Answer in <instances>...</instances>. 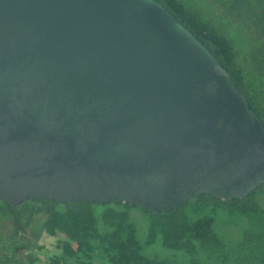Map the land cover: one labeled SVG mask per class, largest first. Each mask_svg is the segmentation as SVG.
Masks as SVG:
<instances>
[{
    "label": "water",
    "instance_id": "1",
    "mask_svg": "<svg viewBox=\"0 0 264 264\" xmlns=\"http://www.w3.org/2000/svg\"><path fill=\"white\" fill-rule=\"evenodd\" d=\"M264 185V125L155 0H0V200L169 212Z\"/></svg>",
    "mask_w": 264,
    "mask_h": 264
},
{
    "label": "trees",
    "instance_id": "2",
    "mask_svg": "<svg viewBox=\"0 0 264 264\" xmlns=\"http://www.w3.org/2000/svg\"><path fill=\"white\" fill-rule=\"evenodd\" d=\"M155 1L228 72L264 125V0ZM262 191L264 185L246 199L230 202L203 194L169 212L146 211L121 201L101 206L79 200L61 204L31 199L13 207L0 200V224L13 226L9 237L0 235L7 243L0 264L41 262L37 252L46 250L44 245L23 252L27 246L22 236L37 217L45 218L43 233L56 238L54 253L48 250L44 264H177L146 255L145 248L158 240L165 249L189 256V264H264V207L255 199ZM135 209L148 223L144 244L131 221ZM221 225L245 226L231 245L220 234Z\"/></svg>",
    "mask_w": 264,
    "mask_h": 264
},
{
    "label": "rangeland",
    "instance_id": "3",
    "mask_svg": "<svg viewBox=\"0 0 264 264\" xmlns=\"http://www.w3.org/2000/svg\"><path fill=\"white\" fill-rule=\"evenodd\" d=\"M255 197L258 203L262 207H264V191L257 193ZM130 215H131V221L134 223L136 230H137L138 240L142 244H144L146 241L147 233H148L147 220L145 219L144 214L136 209L132 210ZM44 219H45L44 217H37L34 223L26 229L25 235L22 236L27 246L26 250L23 251L25 254L35 251L36 246L44 245L46 247V250H43V252H37V256H39L41 260V262L38 264L45 263L48 250H50L51 254L54 253V250H55L52 243L56 241V238L54 239L52 237L46 236L41 230V226L43 224ZM244 226L239 225L234 228H229V227H224L223 225H221L220 228L222 231L220 234L223 236L225 240H227L228 243L233 245L239 240L241 231ZM12 228L13 226L11 223L0 224V235L3 238L9 237L8 235ZM101 229H103V227H101ZM6 244L7 243L3 239L2 240L0 239V254L4 251L3 246ZM145 253L149 257L158 256L160 258H169L171 260L176 261L177 264H189L190 263L189 256H186L185 254L177 252V251L165 249L162 246L161 240H158V242L154 246L146 247ZM200 259L202 260L203 258H200Z\"/></svg>",
    "mask_w": 264,
    "mask_h": 264
}]
</instances>
